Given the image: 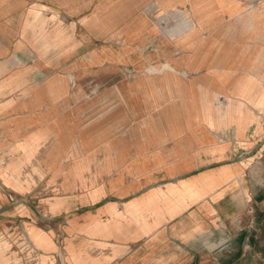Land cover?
<instances>
[{"label": "crops", "instance_id": "obj_1", "mask_svg": "<svg viewBox=\"0 0 264 264\" xmlns=\"http://www.w3.org/2000/svg\"><path fill=\"white\" fill-rule=\"evenodd\" d=\"M0 264H264V0H0Z\"/></svg>", "mask_w": 264, "mask_h": 264}, {"label": "rangeland", "instance_id": "obj_2", "mask_svg": "<svg viewBox=\"0 0 264 264\" xmlns=\"http://www.w3.org/2000/svg\"><path fill=\"white\" fill-rule=\"evenodd\" d=\"M62 21H63V23L67 24L68 22H70V19L62 15ZM152 21H153V18H152ZM170 68H171L170 65L165 63L161 68L152 67L149 70L150 71H159L160 72L163 69H170Z\"/></svg>", "mask_w": 264, "mask_h": 264}, {"label": "bare ground", "instance_id": "obj_3", "mask_svg": "<svg viewBox=\"0 0 264 264\" xmlns=\"http://www.w3.org/2000/svg\"><path fill=\"white\" fill-rule=\"evenodd\" d=\"M167 64V63H166Z\"/></svg>", "mask_w": 264, "mask_h": 264}]
</instances>
